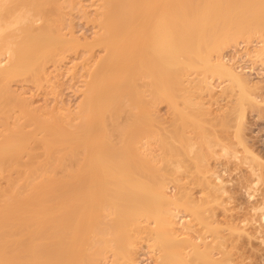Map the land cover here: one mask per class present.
Here are the masks:
<instances>
[{
	"label": "bare ground",
	"instance_id": "1",
	"mask_svg": "<svg viewBox=\"0 0 264 264\" xmlns=\"http://www.w3.org/2000/svg\"><path fill=\"white\" fill-rule=\"evenodd\" d=\"M7 1L0 0V80L13 73L40 70L46 56L51 60L60 49L66 50L69 41L43 45L45 39L35 27L39 12H23L22 7L21 15L20 8L15 10L19 15L13 12L7 18L3 13ZM101 26V42L108 56L94 73L92 86L88 85L82 126L73 124L79 115L39 112L8 86H0V124L5 129L0 134V264H101L107 251H113L117 259L140 264L134 258V241L126 242L145 229L143 213L155 218L148 233L160 241L167 255H173L169 260L185 264L169 208L184 200L172 199L167 193L160 165L165 156L150 158L143 143L153 122L146 116L137 124L136 117H131L126 128L116 125L123 138L115 141L107 129L106 115L118 112L125 102L131 104L134 90L143 95L142 87L149 88L155 100L178 109L179 92L195 88L214 94L215 86L206 80L209 74L243 91L248 86L243 68L229 63L224 50L233 43L241 45L242 38L257 37L260 45L253 53L264 58V0H104ZM15 32L20 35L16 37ZM195 72L204 77L195 86L186 83L187 76ZM243 98L256 102L245 91ZM16 107L21 116L11 125L10 113ZM239 111L241 118L245 111ZM160 143L170 150L166 155L172 165L176 158L167 138L161 137ZM224 151L231 155L228 148ZM249 165L259 177L258 168ZM218 172L206 178L209 198L217 200L229 190ZM13 175L22 181L18 189ZM259 183L256 180L246 188L251 191ZM250 191V199L261 193ZM252 211L259 217L250 215L259 219L253 221L259 224L255 231L264 238V191ZM207 262L225 264L212 257Z\"/></svg>",
	"mask_w": 264,
	"mask_h": 264
},
{
	"label": "rangeland",
	"instance_id": "2",
	"mask_svg": "<svg viewBox=\"0 0 264 264\" xmlns=\"http://www.w3.org/2000/svg\"><path fill=\"white\" fill-rule=\"evenodd\" d=\"M103 1L8 0L3 12L7 18L20 11L21 15L22 7H24L23 12L29 10L39 12L40 21L39 17L37 19L35 17L37 22L35 27L45 39V42H42L43 45L47 44V41H69L66 42V50L60 49L51 60L47 61L46 56L40 70H30L28 74L27 72L13 73L1 79L0 86H8L31 102L32 107L39 112L47 113L46 111L49 110L57 115L60 113L79 115L73 124L82 126L83 105L87 102L85 95L90 92L94 73L108 56L106 47L101 42L104 34L101 26ZM18 9L20 10L17 11ZM13 34L16 37L20 35L18 32ZM258 40L257 37L242 38L238 41L241 45L233 43L224 50L229 63L238 69L243 68L244 77L248 82L245 89L242 87L243 91L251 94L256 102L243 98V91L238 85L231 86L225 78L220 79L209 74L206 80L215 86L214 94L210 95L195 88L179 92L178 109L169 105L167 101L155 100L150 89L142 87L143 95L134 90L130 98L127 97L131 100V104L125 102L118 112L106 115L107 129L115 141L123 138V133L116 131V125L126 128L131 122V117H136L137 124L138 120L146 116L153 122L143 143L150 158L165 156L160 165L167 193L172 199L181 197L184 200L179 206L171 205L169 208L177 228L178 238L181 240L185 264H208L207 257H212L216 262L224 261L225 264H264V242H262L264 238L255 231L256 226H259L257 224L259 217L252 211L253 206L257 204L259 194L264 191V58H257L253 53L260 45ZM72 43L79 45H71ZM249 65L254 69L249 70ZM31 66L32 69L35 68ZM246 70L249 71L244 72ZM199 73L195 72L187 76L186 83L197 85L198 81L204 77V74ZM145 81L149 82V79ZM240 91H242V101ZM2 106L6 104L3 103ZM19 109L16 107L11 111V125L21 116ZM241 109L245 111V114L239 118ZM141 110H143L142 113ZM138 112L141 114L139 118ZM44 118H47V115ZM71 120L68 119V121ZM2 126L0 124V134L5 130ZM27 129L30 130L29 127ZM238 132L242 143L238 140ZM161 137L167 138L169 148L175 153L176 159L172 165V161L168 160L170 156L166 155H169L170 150L163 149V144L160 143ZM225 147L229 149L231 155L228 154V156L225 151L224 155ZM249 151L252 154L247 153ZM232 153L236 154L235 158ZM39 154H42V151ZM245 160L248 162L250 160L249 163L258 168L259 177L251 173L250 165L247 161L244 163ZM176 164L179 165L176 166ZM236 167L238 168L235 169ZM218 168L226 169L225 173ZM212 171L216 173L220 171L221 177L224 181L226 180L227 190L229 188L228 193L218 200L209 198L210 188L206 178ZM12 179L15 188L18 189L22 181H19V176L16 175H13ZM256 180L260 182L259 185L254 186L255 188L251 191L250 188L248 190L251 183ZM244 188L247 190L244 191ZM256 188L261 193L257 194ZM247 191H256L258 197L253 198L254 200L250 199ZM251 202H253L252 206H250ZM143 214L142 225L145 229L141 234L133 233L126 242L131 244L134 241V258L140 264H174L169 260V257L173 255H167L160 241L148 233L149 228L155 226V218L146 213ZM250 215L257 218L253 219ZM112 217L111 215L110 218ZM255 220L257 222L253 223ZM240 224L241 226H238ZM258 236L262 239L258 240ZM192 243L198 248H194ZM200 252H202L201 255ZM101 264L130 263L117 259L113 251H107L101 257Z\"/></svg>",
	"mask_w": 264,
	"mask_h": 264
}]
</instances>
